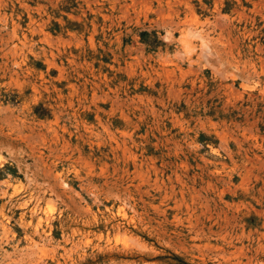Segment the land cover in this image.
<instances>
[{"label": "rangeland", "instance_id": "rangeland-1", "mask_svg": "<svg viewBox=\"0 0 264 264\" xmlns=\"http://www.w3.org/2000/svg\"><path fill=\"white\" fill-rule=\"evenodd\" d=\"M0 264H264V0H0Z\"/></svg>", "mask_w": 264, "mask_h": 264}]
</instances>
